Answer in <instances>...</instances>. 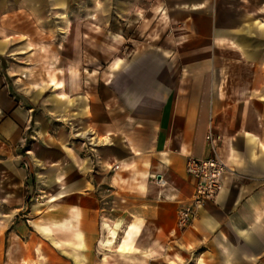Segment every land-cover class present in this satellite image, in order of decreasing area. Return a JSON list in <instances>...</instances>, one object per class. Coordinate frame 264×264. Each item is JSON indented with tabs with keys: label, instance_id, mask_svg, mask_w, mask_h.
Here are the masks:
<instances>
[{
	"label": "crops",
	"instance_id": "1",
	"mask_svg": "<svg viewBox=\"0 0 264 264\" xmlns=\"http://www.w3.org/2000/svg\"><path fill=\"white\" fill-rule=\"evenodd\" d=\"M98 21L67 33L79 59L22 61V94L0 59V264H105L113 230L116 250L155 249L208 132L234 172L180 243L201 264H264V0H104Z\"/></svg>",
	"mask_w": 264,
	"mask_h": 264
},
{
	"label": "rangeland",
	"instance_id": "2",
	"mask_svg": "<svg viewBox=\"0 0 264 264\" xmlns=\"http://www.w3.org/2000/svg\"><path fill=\"white\" fill-rule=\"evenodd\" d=\"M98 4V6H96ZM104 5V0H0V44L6 46L5 53H0V59L4 71L11 78L10 87L21 91L22 94V61L26 64V72H32V75L42 70L45 75L49 74L51 61L56 59V55L72 53L75 59H79V54L84 50V46L78 45V39L74 45H67V33L79 38L83 35V22L86 25L99 22V11ZM75 10V27L70 31L68 22L72 20V10ZM85 9L87 14H83ZM22 23L27 25L22 29ZM42 26V27H40ZM72 27V26H70ZM72 29V28H71ZM129 43H123L119 46H111V49L117 50L118 53L131 52ZM5 49V48H4ZM91 53H98L99 47H86ZM83 63V62H82ZM85 67L100 69L109 63L85 62ZM113 64V63H112ZM15 77H20L14 84ZM33 80V79H32ZM175 226L168 231L166 237L155 241V249H149L148 253H142L141 240L133 239V245L139 250L128 251L121 249L120 245L127 238V234L121 241L119 248L116 250L113 244L116 240L117 233L112 231V237L108 239L106 247L107 254L103 263L105 264H194L197 259L199 248L186 249L180 243L179 232H173ZM131 231V228L128 230ZM127 231V232H128ZM133 232V230H132ZM133 238V233H132ZM132 238L130 243L132 242ZM196 264V263H195Z\"/></svg>",
	"mask_w": 264,
	"mask_h": 264
},
{
	"label": "built area",
	"instance_id": "3",
	"mask_svg": "<svg viewBox=\"0 0 264 264\" xmlns=\"http://www.w3.org/2000/svg\"><path fill=\"white\" fill-rule=\"evenodd\" d=\"M78 133L75 132L74 135ZM208 155L204 157L188 156L185 169L192 178L194 189L189 198L177 209L173 232L186 228L193 220L197 209L206 201L216 198L223 187V175L233 173L219 153L217 138L211 132L206 135ZM157 182L159 179L157 178Z\"/></svg>",
	"mask_w": 264,
	"mask_h": 264
}]
</instances>
